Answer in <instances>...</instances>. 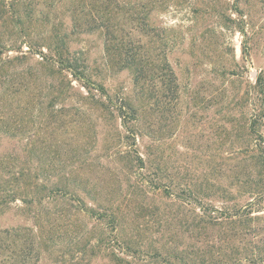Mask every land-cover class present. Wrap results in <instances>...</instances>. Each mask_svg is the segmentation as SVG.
I'll return each instance as SVG.
<instances>
[{
	"label": "rangeland",
	"instance_id": "rangeland-1",
	"mask_svg": "<svg viewBox=\"0 0 264 264\" xmlns=\"http://www.w3.org/2000/svg\"><path fill=\"white\" fill-rule=\"evenodd\" d=\"M10 2L0 0V176L25 169L31 185L57 184L64 195L0 218L2 237L34 244L31 264H68L77 241L92 246L100 225L110 232L104 221L95 229L84 208L117 217L123 239L150 254L159 242L188 249L187 208L221 210L228 198L264 211L255 79H264V0ZM105 11L140 51L138 84V69L111 50L104 29L88 30ZM239 11L246 36L230 21ZM55 26L106 95L43 59Z\"/></svg>",
	"mask_w": 264,
	"mask_h": 264
},
{
	"label": "trees",
	"instance_id": "trees-1",
	"mask_svg": "<svg viewBox=\"0 0 264 264\" xmlns=\"http://www.w3.org/2000/svg\"><path fill=\"white\" fill-rule=\"evenodd\" d=\"M17 2L18 0H11L10 7L13 8ZM101 14L103 17H99V21L97 17L93 18L88 30L95 32L96 29L103 28L109 41L115 42L113 43L114 49L111 48V50L123 59L125 58L133 69H138V72L133 75L135 83L138 84L145 80V76L139 71L143 65L139 57L140 51L134 44L128 45L129 43L124 42L121 28H118L116 24L118 22H109L107 17L110 16L106 14V11ZM238 15L239 21L231 19L230 21L242 36H246L247 22L243 19L244 15L241 11ZM0 23L7 24V22ZM16 24L21 26L22 22H16ZM119 32L120 35H118ZM127 34L131 36L128 31ZM67 39L68 34L57 26L53 27L50 44L46 46L49 55H44L43 59L51 61L60 70L67 72L87 91L91 92L93 88L100 94L106 95L104 87L93 79L86 60L69 50ZM2 47L0 44V52L3 51ZM242 53L245 55L248 53L245 43H242ZM2 68L3 65H0L1 70ZM162 69L166 72L170 70L166 65ZM168 78L171 83L173 76ZM255 79L256 92L263 97L264 102V79L261 75H257ZM262 107L264 104L259 107V114L264 113ZM128 131L133 137V130L130 128ZM29 179L30 172L25 169L10 172L7 176H0V218L15 210L31 213L34 205H40L41 202L50 201L59 195L64 196L62 188L57 184L53 185L52 189L42 186L37 188L29 183ZM45 190L50 192L46 194ZM226 199L227 204L221 210L210 205L199 207L201 212L187 208L190 218L189 222L184 225L193 234V241L188 249H179L175 245L159 242L150 247L151 254L148 248L143 250L141 246L137 247L136 243L132 245V242L123 239L117 229L120 227L117 217L95 212L91 208H84L90 218L92 216L96 218L95 229L104 221L108 224L110 232L107 233L100 225L99 236L92 246L88 242L77 241L75 248L67 254L70 258L68 264H90L91 259L99 256L101 259H107L111 264H264V239L260 238L264 235V211L255 210L257 208L252 207L251 204L242 210L237 205L229 204L228 198ZM182 207L186 209L183 205ZM253 213L258 215L252 216ZM14 231L12 230L11 234ZM8 234L6 237L0 235V264H31L34 244L26 241L24 246L17 247L12 238L7 239L10 235ZM35 234L40 237L39 229ZM65 261L60 259L56 264H65Z\"/></svg>",
	"mask_w": 264,
	"mask_h": 264
}]
</instances>
